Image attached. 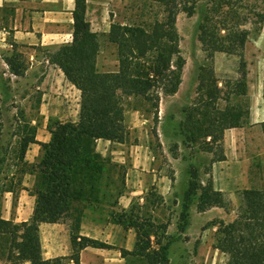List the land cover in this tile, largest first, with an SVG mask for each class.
<instances>
[{
  "label": "trees",
  "instance_id": "16d2710c",
  "mask_svg": "<svg viewBox=\"0 0 264 264\" xmlns=\"http://www.w3.org/2000/svg\"><path fill=\"white\" fill-rule=\"evenodd\" d=\"M240 1L207 0L199 5L195 0H135L124 19L112 21L108 31L101 35L91 30L86 19V0H74L72 40L49 53L48 59L80 91L78 120L59 124L58 132L52 131L48 142L37 141L33 134L21 137L17 155L20 161L30 143L39 144L41 154L29 170L34 180L28 192L35 197L31 216L16 223L0 215V252L6 254L8 261L79 264V253L85 247L113 248L111 244L72 232L79 226L83 208H93L105 198V192L100 197L99 194L101 185L108 186L111 170L119 172L122 168L96 151V141L124 143L129 135L125 123L129 108L148 112L156 119L162 96L178 91L184 64L176 27L180 11L188 16L197 12V39L208 61L198 67L197 97L183 107L178 129L187 146L198 144L213 155L216 146L222 152L224 131L243 126L249 116L248 102L236 100L247 96L242 50L249 30L241 27L246 18L236 12ZM255 16L259 22L264 21V12ZM101 36L115 47L114 69L98 65ZM215 52L234 54L240 59L237 77L224 80L223 86L218 85L214 73ZM6 63L15 75L22 74L21 62L8 59ZM215 160L218 159L212 157L211 163ZM198 177L197 169H191L185 191L187 200L195 199L199 212L211 207L225 208V199L213 188L211 175L204 183ZM11 188L9 184L0 187V191ZM121 193L118 191L117 195ZM242 195L243 208L233 220L215 221L213 247L227 256L226 264H264V188H248ZM72 216L76 220L74 227L68 224L71 254L65 259H44L38 235L40 223L67 221ZM188 216L186 203L179 213L180 233L189 224ZM117 222L122 223L120 216ZM131 223L137 240L132 250L120 249L121 257L128 263L168 264L169 241L162 242L160 238L153 241L137 222Z\"/></svg>",
  "mask_w": 264,
  "mask_h": 264
},
{
  "label": "rangeland",
  "instance_id": "374dc122",
  "mask_svg": "<svg viewBox=\"0 0 264 264\" xmlns=\"http://www.w3.org/2000/svg\"><path fill=\"white\" fill-rule=\"evenodd\" d=\"M134 1L89 0L85 15L91 30L101 35L106 33L112 21L124 19L129 13L130 4ZM195 1L199 5L207 3V0ZM235 8L241 18H246L242 21L241 27L249 30L242 50L248 74L246 80L249 97H237L236 100L249 104L252 92L259 91L264 113V21L259 22L255 16L256 13L264 12V0H241ZM197 21V12L188 16L180 11L176 16L179 52L184 60L181 83L175 94L162 96L157 118L148 112L129 108L125 113L128 139L124 143L107 141L109 143L106 144L96 141V151L101 155L105 154L102 156L109 157L122 168L119 172L117 169L111 170L108 186L101 185L102 191L99 194L100 197L105 192V198L95 203L93 208H83L79 226L77 229L73 228L72 232L79 235L80 232H87L95 237L89 238L111 244L113 248L106 249L98 255L104 262L109 260L111 264H139L128 263L126 258H120L121 255L116 260L117 257L114 256V251H120L121 248L128 250L134 248L137 233L131 223L133 221L137 222L140 230L144 229L149 233L151 240L160 238L162 242L169 241L168 264H226L227 256L213 247L217 228L215 221L229 222L236 217L243 208L242 192L245 189L221 192L226 207H211L202 212L196 209L195 199L187 200L185 196L190 170L196 168L198 178L204 183L211 175L212 157L219 160L223 154L216 146H213L212 150L215 151L214 155L212 152L202 150L198 144L187 146L183 143L182 134L178 129V123L183 118V107L197 97L198 67L208 61L197 39ZM100 39L102 46L98 65L102 69H114L115 47L107 44L103 36ZM18 62H21L24 69L25 62ZM8 68L9 66L0 62V187L10 184L11 187L17 188L22 187V182L30 185L33 183L34 175L29 170L39 160L38 157L31 163L17 158L21 137L36 135L38 126L30 120L37 118V111H28L27 105L36 103L37 100L35 95L29 94L28 83L33 80L12 77V74L7 72ZM216 77L219 86H223L224 80L229 78L222 75ZM61 123L49 125L48 130L58 132ZM259 146L257 149L248 150V154H264V144ZM141 155L143 157L146 155L147 159L145 158V163L140 165ZM117 156L121 157L120 161L117 160ZM153 167L157 169L152 171ZM260 170L264 171V167ZM25 173L28 174L27 180L24 179ZM162 176L166 177V188L157 184ZM262 178L264 179V174ZM118 191L122 193L117 195ZM18 197L19 192L10 195L7 191H0L1 216L9 214L10 220L14 218L19 212ZM186 203L189 206V224L186 230L180 233L177 230V223L182 206ZM78 206L82 209V202H79ZM119 216L122 223L117 222ZM66 220L67 225L71 224L74 227L76 216ZM87 257L88 261L91 260L90 255ZM0 264L25 263H12L7 260L6 254L2 255L0 252Z\"/></svg>",
  "mask_w": 264,
  "mask_h": 264
},
{
  "label": "crops",
  "instance_id": "0c3cea01",
  "mask_svg": "<svg viewBox=\"0 0 264 264\" xmlns=\"http://www.w3.org/2000/svg\"><path fill=\"white\" fill-rule=\"evenodd\" d=\"M88 4L89 0H86V5ZM73 10L74 0H0V62L7 67L8 59H17L26 64L20 76L15 75L10 68L7 72L18 79L33 80L28 83L29 94L35 95L37 101L27 105V110L37 111V118L30 121L38 126L35 139L39 142L49 141V125L67 121L76 123L78 120L80 91L66 79L61 69L48 59L49 53L71 42ZM239 60L237 55L215 52L216 76L237 77ZM5 72L6 70L3 74ZM248 94L247 84V96ZM252 94L248 104L247 123L224 131L221 141L224 159L211 163L213 188L223 193L231 189L264 188V171L260 170L264 167V154H248V150L257 149V146L264 144L261 92L254 90ZM97 141L109 143L100 139ZM39 149V144L30 143L23 161H36L40 156ZM116 158L121 160L120 156ZM145 158L147 159L146 155H141L140 165L145 163ZM155 169L157 168L153 167L152 171ZM24 177L27 180L28 174L25 173ZM157 184L166 188V177L162 176ZM31 185L22 182V187H12L7 191L10 195L19 192V212L12 218L15 222L26 221L31 216L34 205V196L28 192ZM1 217L10 219L9 214ZM66 223H40L38 235L44 259H65L71 254L70 228ZM80 235L95 238L87 232H80ZM104 250L106 248H83L79 253V264H111L109 260L104 262L98 258ZM88 255L91 256L89 261ZM114 256L118 260L120 252L114 251Z\"/></svg>",
  "mask_w": 264,
  "mask_h": 264
}]
</instances>
